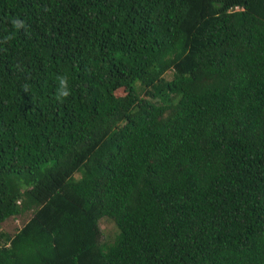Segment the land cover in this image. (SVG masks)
Here are the masks:
<instances>
[{
	"label": "trees",
	"instance_id": "16d2710c",
	"mask_svg": "<svg viewBox=\"0 0 264 264\" xmlns=\"http://www.w3.org/2000/svg\"><path fill=\"white\" fill-rule=\"evenodd\" d=\"M25 210L0 264H264V0H0V223Z\"/></svg>",
	"mask_w": 264,
	"mask_h": 264
},
{
	"label": "rangeland",
	"instance_id": "374dc122",
	"mask_svg": "<svg viewBox=\"0 0 264 264\" xmlns=\"http://www.w3.org/2000/svg\"><path fill=\"white\" fill-rule=\"evenodd\" d=\"M171 77L170 71H167L161 77L163 80H168ZM158 85L159 81L156 82ZM136 94L142 98H146L152 103L165 104L175 98L171 92L167 91L163 87L153 88L149 86H143L136 83ZM117 95H122L123 91L118 89L115 91ZM80 173H75L74 177H79ZM31 210H25L15 216L6 218L0 223V232L12 235L23 223L29 218ZM98 227L101 232V241L110 242L116 234V227L113 221L108 217H101L98 220Z\"/></svg>",
	"mask_w": 264,
	"mask_h": 264
}]
</instances>
